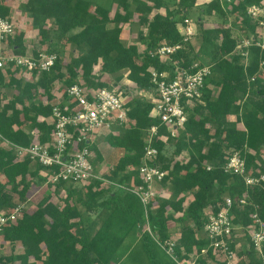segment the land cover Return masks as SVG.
I'll use <instances>...</instances> for the list:
<instances>
[{
  "label": "trees",
  "instance_id": "1",
  "mask_svg": "<svg viewBox=\"0 0 264 264\" xmlns=\"http://www.w3.org/2000/svg\"><path fill=\"white\" fill-rule=\"evenodd\" d=\"M175 1L180 2L181 7L175 11L167 7L165 14L153 13L163 6V0H134L133 7V0H113L116 8L112 12L109 6L93 7L87 0L24 1L21 9L28 14L30 25L41 38L48 36L49 30L56 37L67 34V41L77 53L64 60L56 53L54 45L50 46L45 52L56 53L57 59L49 71H34L36 81L15 76L19 68H8L5 74L0 71V89L13 91L12 99L0 101V174L4 177L0 181V211L8 212L17 204H24L22 216L0 231V241L19 245L20 251L15 255H0V264H116L133 246L135 229L141 231L143 248L153 259L151 243L155 241L143 230L146 222L143 205L129 191L111 185L103 187L98 179L82 183L81 187L76 184L80 182L48 183L53 192L40 199L35 210H27V192L31 185L46 182L42 174L44 167L30 157L17 158L12 148L2 145V140L28 146L34 132H39V141L48 142L54 129L49 117L55 80L60 81L62 95H65L66 87L73 83H81L90 90L109 87V81L100 80L101 76L110 75V80L118 83L124 76L121 71L126 70V78L143 91L152 84L153 69L172 75L174 68L188 67L193 61L210 64L211 74L205 79L203 102L188 114L176 137H171L166 126L152 116V103L148 98L138 95L126 103L129 121L122 126L113 125L110 132L100 136L121 149L115 164L101 175L119 182L133 180L136 185L142 184L138 167L144 155V132L157 125V135H166V139L155 137L153 141L158 149L155 163L165 171L161 184L170 189L168 194L155 198V207H150L154 199L149 204L147 221L159 242L171 238L168 223L174 220L183 224L174 247L179 258L184 256L180 254L181 248L186 254L196 249L199 254L196 264H225L217 262L208 247V239L201 234L206 223L204 209L211 206L217 210L225 194L232 197L246 194L247 204L232 205L230 209L233 222L248 224L254 211L264 218V188L248 187L241 175L226 172L224 168L232 149L243 158L245 173L251 171L256 175L264 171V48L252 43L247 48L244 64L239 52L234 51L236 40L232 36V24L204 26L199 20L197 30L202 43L194 51L188 41H183L177 23L186 18V8L196 0ZM12 2L0 0V16H9ZM262 3L264 0H210L206 11L220 20L230 15L247 35L255 28L247 8ZM134 15L139 25H146V31L138 33L139 38L146 41L142 52L134 43L124 44L119 37L122 25L131 23ZM76 28L79 30L71 32ZM23 38V30H16L8 37L13 53L27 52ZM164 43L182 46L170 59L161 60L151 53ZM37 50L41 49L30 52L37 55ZM94 65H99L98 74L93 73ZM37 86L44 90L40 101L36 100ZM249 92L258 99L248 98L240 105ZM229 115H234V119L229 120ZM96 138L89 144L76 143L78 148L89 145L95 155L94 166L95 160H101V153L94 145ZM183 151L187 152L185 160L179 157ZM206 163L210 165L208 170ZM54 171L48 170L47 174ZM62 187L65 195L60 198L62 204L57 205L52 198ZM188 194L192 199L184 206ZM95 210L98 213L92 218L90 214ZM240 253L244 257L238 264H262L252 246Z\"/></svg>",
  "mask_w": 264,
  "mask_h": 264
},
{
  "label": "built area",
  "instance_id": "2",
  "mask_svg": "<svg viewBox=\"0 0 264 264\" xmlns=\"http://www.w3.org/2000/svg\"><path fill=\"white\" fill-rule=\"evenodd\" d=\"M247 14L255 23L256 36L242 37L241 40L236 41L234 51L239 52L243 60H247V48L252 43L264 48V3L249 6ZM183 23L184 25L177 28L183 36V41L187 42L196 34V29L191 28L188 18H185ZM18 29L11 17L0 16V71L5 74L8 68H19L32 75L35 70L37 72L49 71L57 59L56 53H47L43 50H37V55L32 52L25 54L12 52L7 39L13 36ZM181 46L182 44L164 43L151 54L161 60L170 59V56ZM210 74V64L193 61L188 67L174 68L172 75H169L167 71L151 70L152 84L148 90H138L135 83L127 78L126 82L134 85L132 89H135L138 95H143L151 101L152 116L157 117L160 124L166 126L171 137H176L178 131L183 129L188 114L203 102L205 79ZM127 87V85L110 83L109 87L90 90L81 83H73L66 87L65 95L50 102L52 114L49 121L53 123L54 129L47 143H41L39 132H34L35 136L28 146H18L5 139L2 140V145L12 148L17 158L30 157L41 164L44 167L42 174L46 176V184H55L60 181L84 184L92 179H98L103 184L133 193L143 205L146 221L143 230L149 233L155 243L176 264H196L199 258L196 249L186 254L181 248L180 254L184 256L179 258L174 251L176 237L159 242L151 232L147 221L149 204L154 199L150 207H155V198L160 195L155 189L162 186L161 181L165 175V171L155 163L158 149L153 146V141L155 137L166 139V135H157V125L149 127L144 132V155L138 167V175L142 184L136 185L133 180L126 183L104 178L92 163L94 152L88 144L95 137L110 132L113 125L122 126L129 121L127 115L129 107L126 103L135 95L131 92L132 89L129 91ZM83 141L88 144L78 148L76 143ZM69 144L72 145L68 148ZM205 167L207 170L210 169L208 163ZM224 168L226 172L241 175L246 186L264 188V171L256 175L251 171L245 173L244 160L238 151L231 149ZM52 169L55 171L47 174L48 170ZM247 197L246 194L235 197L225 194L217 210L211 206L204 209L206 223L201 234L208 239V247L211 248L217 262L238 264L244 257L240 252L252 246L264 264V218L254 211L250 214L251 221L248 224H236L233 222L230 211L232 205L243 207L247 204ZM23 208L24 204H17L8 212L0 211V231L10 221L21 217Z\"/></svg>",
  "mask_w": 264,
  "mask_h": 264
},
{
  "label": "rangeland",
  "instance_id": "3",
  "mask_svg": "<svg viewBox=\"0 0 264 264\" xmlns=\"http://www.w3.org/2000/svg\"><path fill=\"white\" fill-rule=\"evenodd\" d=\"M7 1V0H5ZM25 0H13L12 6L10 9L9 17L14 21L16 25L19 26H25L27 22H29V25L26 24L25 28H27V32H25L27 35L25 36V42L23 39V43L27 46V52H30L32 49H41L43 51L48 50V48L52 45H54L55 49L57 50L56 53L64 60H69V57L72 55H75L77 52L72 44H70L67 41V34L62 37H56L52 31L49 30L48 36H45L44 38H41V36L37 33V30L34 29L30 25V19L28 14L23 11L22 5ZM90 2V4L94 7L96 5H102V6H109L111 9V12L116 8V4H113V0H87ZM164 4L161 7L162 9L158 10L161 11L162 14H165L167 7L169 9H172V11H175L181 7V3L177 2L175 0H163ZM166 2V4H165ZM135 5V2L133 0L132 7ZM186 15L187 18H189V21L195 22V24L200 20L203 22L204 26H219V27H228V25L232 24V36L236 41H239L242 39V37H253L252 35L256 36V26L254 28L253 33H249L246 35V30L244 28H238V26L235 25L233 18H231L230 15H227L225 17H222L220 20L218 17L216 18L215 14L208 13L206 11L207 9V3L206 4H198V5H191V7L186 8ZM156 9L153 10L154 12H158ZM152 15V14H151ZM239 19V18H238ZM27 20V21H26ZM138 18L136 15L132 18V22H127L122 25L121 32H120V39L124 42V44H130L134 43L137 45V48L139 52L144 51L145 49V40H141L139 38V30L140 31H146V25H139L138 24ZM48 25L50 23H47ZM194 27L196 28L197 26ZM79 28H76L72 30L71 32L78 31ZM262 30V29H261ZM196 34L192 36L193 40L191 43L188 41L189 44H192L193 48L198 50L201 46V38L200 34L198 33V30L196 28ZM247 62V60L241 59V62L244 63ZM17 77H19L21 80H33L36 81V75H32L31 73L25 72L24 70L17 69L15 70ZM100 72L99 65H94L93 67V73L98 74ZM121 74L124 75L123 79L118 82V85H127L128 90L130 91L132 88H134L133 84H129L126 82V75L127 71L122 70ZM112 76L103 74L101 76L100 80H106L109 81V83H113ZM62 84L60 81L55 80L53 84L52 93L54 95V98H59L62 95L61 91ZM43 88L40 86H37L36 92L38 93L36 100L40 101L43 97ZM131 92L133 95L137 96L138 92L135 89H132ZM214 94H216V88H213ZM2 101L7 102L8 100L12 99L13 91L10 88H3L2 89ZM258 99L257 96L251 95L249 92L248 94L244 95L242 101L240 102V105H243V102L246 99ZM230 119H232L230 117ZM213 128V127H212ZM35 136V135H34ZM33 136V137H34ZM103 136V134L101 135ZM36 140V138H35ZM94 145L101 153V160L97 161L95 160V167L96 170H98L100 173L106 172L108 167L111 166V164H115V160L118 157V153L120 154L121 149L119 147H115L110 145L107 141H104L102 137L98 136L96 138ZM168 150L171 151L170 145H168ZM180 159L185 160V157H187V152L183 151L181 155L179 156ZM93 158H95L93 153ZM21 159V158H20ZM4 177L2 174H0V181H3ZM77 187H81L83 185L82 183H76ZM103 187L109 186L107 184H102ZM53 187H50L45 182H40L38 184H32L30 189L27 192V210L33 211L35 210L37 203L40 199H42L45 195L52 193L54 189ZM65 188V187H64ZM114 188V187H113ZM116 189V188H115ZM155 191L159 192V196H164V194L169 193L170 189L168 185H162L160 187H157ZM50 193V194H51ZM56 196H53L52 200L57 205L62 204L60 201V198L65 195L63 191V187L56 190L55 193ZM192 199V195L188 194L187 198L184 202V206L187 205V202H189ZM171 211V210H170ZM98 213V210L93 211L90 216L93 218ZM179 214V213H177ZM188 224H192L191 222H188ZM182 223L176 222L174 220H170L168 223L169 228V234L172 237H176L178 235V231L180 227L182 226ZM141 231L136 230L134 231V235L136 236V240L133 243V246L131 247L129 253L127 254L126 258H123L119 261V263L116 264H156L159 262L160 264H176L171 257L166 254L156 243H151L153 248V259H150L146 253V251L143 248L142 244V237L140 236ZM20 251L19 245L14 244V246L11 245V243H4L0 241V255H15L18 254ZM109 264H114L112 262H109Z\"/></svg>",
  "mask_w": 264,
  "mask_h": 264
},
{
  "label": "crops",
  "instance_id": "4",
  "mask_svg": "<svg viewBox=\"0 0 264 264\" xmlns=\"http://www.w3.org/2000/svg\"><path fill=\"white\" fill-rule=\"evenodd\" d=\"M209 1H210V0H196L195 3H194V5H198V4H206V3H208ZM160 9H162V8L157 9V11L160 10ZM168 9H169V8H168ZM169 10H172V9H169ZM158 12H159V11H158ZM159 13H161V11H160ZM186 18H187V15H186ZM184 19H185V18H184ZM184 19H183V21H184ZM188 19H189V18H188ZM189 20H190V19H189ZM26 21H27V20H26ZM183 21H182V22H181V21L178 22V23H177V27H179V26H181V25H184ZM189 23L191 24V25H190L191 28L194 29V28H195V27H194L195 22H193V21H189ZM26 24L29 25V22H27ZM26 24H25V26H26ZM25 26L23 27V26H19V25H17V27L19 28L18 30H23V31H24V35L26 36L27 34H26L25 32H27V31H26L27 28H25ZM195 26H197V23L195 24ZM196 28H197V27H196ZM196 28H195V29H196ZM196 32H197V31H196ZM25 36H24V38H23V39H24V42H25ZM192 40H193V38L191 37L189 42L191 43ZM191 45H192V44H191ZM192 46H193V45H192ZM194 51H196V49H194ZM2 89H3V88L0 89L1 92H2ZM54 99H56V98H54ZM54 99H53V100H54ZM0 101H2V100H0ZM2 102H3V101H2ZM230 117H231L232 119H230ZM228 119H229V120H233V119H234V115H229V116H228ZM105 134H106V133H105ZM105 134H103V135H105ZM166 194H168V193H166ZM187 203H188V202H187ZM142 244H143V243H142ZM130 249H131V248H130ZM130 249H129V251H130ZM129 251L127 252V254L129 253ZM127 254L124 256V258L127 257Z\"/></svg>",
  "mask_w": 264,
  "mask_h": 264
}]
</instances>
